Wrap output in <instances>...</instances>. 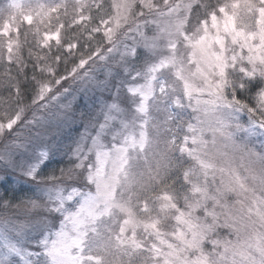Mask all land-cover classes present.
I'll return each instance as SVG.
<instances>
[{"label": "snow or ice", "instance_id": "6c2138e0", "mask_svg": "<svg viewBox=\"0 0 264 264\" xmlns=\"http://www.w3.org/2000/svg\"><path fill=\"white\" fill-rule=\"evenodd\" d=\"M0 187V264H264V0H3Z\"/></svg>", "mask_w": 264, "mask_h": 264}, {"label": "trees", "instance_id": "16d2710c", "mask_svg": "<svg viewBox=\"0 0 264 264\" xmlns=\"http://www.w3.org/2000/svg\"><path fill=\"white\" fill-rule=\"evenodd\" d=\"M2 3H3V2H2ZM65 86H67V85H65ZM64 142L67 143V140H65ZM64 162H65V163L67 162V158H66V157H65ZM3 192H4V188H3V187H0V194H3ZM26 194H28V195L31 194L30 191H29V187H28V186H21V187L19 188V190L15 192L14 195H15L16 198H22V197H24Z\"/></svg>", "mask_w": 264, "mask_h": 264}, {"label": "rangeland", "instance_id": "374dc122", "mask_svg": "<svg viewBox=\"0 0 264 264\" xmlns=\"http://www.w3.org/2000/svg\"><path fill=\"white\" fill-rule=\"evenodd\" d=\"M2 2H3V0H0V3H2ZM67 86L75 87L76 85H74L72 81H69Z\"/></svg>", "mask_w": 264, "mask_h": 264}]
</instances>
